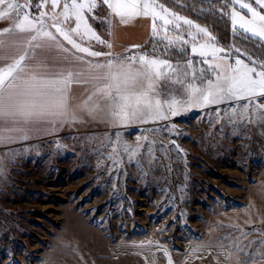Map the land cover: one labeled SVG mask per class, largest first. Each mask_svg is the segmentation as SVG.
Wrapping results in <instances>:
<instances>
[{
    "label": "rangeland",
    "instance_id": "rangeland-1",
    "mask_svg": "<svg viewBox=\"0 0 264 264\" xmlns=\"http://www.w3.org/2000/svg\"><path fill=\"white\" fill-rule=\"evenodd\" d=\"M30 2L31 10L37 8L39 3ZM157 2L196 24L189 14L210 11L221 31L227 23L231 26L227 10L220 11L222 0ZM98 5L99 19L89 14L92 26L105 17V5ZM37 10L36 15L31 11L33 17ZM49 10L50 5L43 9ZM3 21L2 26L7 23ZM156 24L163 36L162 21ZM74 26V20L64 25ZM168 28L171 45L160 36L154 41L179 53L186 49V60L192 59L197 69L207 68L200 56L191 54L189 32L195 30L182 23L178 30ZM241 31L238 28L235 37L248 38ZM177 35L189 43L181 45L174 39ZM197 43H206V38L198 35ZM237 47L243 51L237 43L224 48L233 60L247 57L236 53ZM248 103L232 100L127 127L85 116L83 122L47 138L1 143L0 264H133L113 257L110 247L147 241L167 243L182 264L183 253L192 245H228L233 240L244 249L239 253L243 264H264V194L253 186L264 185V121L252 108L242 115ZM173 124L175 129H170ZM116 132L121 135L119 145ZM123 142L137 149L131 159ZM191 264L217 263L204 258Z\"/></svg>",
    "mask_w": 264,
    "mask_h": 264
},
{
    "label": "snow or ice",
    "instance_id": "snow-or-ice-1",
    "mask_svg": "<svg viewBox=\"0 0 264 264\" xmlns=\"http://www.w3.org/2000/svg\"><path fill=\"white\" fill-rule=\"evenodd\" d=\"M101 2L109 9V18L101 20V24L107 23L109 35L114 27L113 18L124 25L141 16L151 17L154 38L160 36L156 21H162L164 35L160 39L167 45L174 42L167 35L168 25L178 30L182 23L194 29L189 32L191 54L200 56L201 64H206L207 68L197 69L192 59L174 64L167 58L133 51L140 45H132L124 54H114L110 51L113 45L89 23V14L92 19H99L95 15L98 0H40L36 7L41 11L35 17L31 15L30 0H0V21L9 22L8 27L0 29V143L15 140L17 137L12 133L27 140L41 131H57L66 124L83 122L85 116L112 127H127L167 121L193 108L242 99L249 101L243 106L242 115H247L252 108L257 119L264 121V101H253L256 97L264 98V58L254 57L246 49L242 51L237 47L235 52L246 55L248 62L240 55L233 60L224 47L213 43L216 38L207 28L178 15L157 0ZM222 3L224 7L220 11L227 10L233 34L239 28L249 34L248 38L264 42V0H222ZM49 5L50 10L43 11ZM70 20H74L75 26L65 28ZM198 35L206 38V43L198 44ZM85 36L109 51L83 47L74 38L82 40ZM174 39L181 45L189 43L181 35ZM181 53L187 54V50L181 48ZM74 84L91 86L86 90V98L75 104L71 97ZM168 127L175 129L174 124ZM115 137V144H121L119 132ZM123 148L130 159L137 154V149L126 142ZM0 174H3L2 168ZM253 186L260 187L264 194V185ZM261 244L264 245V241ZM133 246H154L163 251L168 264H173L168 249L158 242ZM213 246L220 249L219 254L229 264H243L239 253L244 249L235 240L228 245L223 241L215 245L198 244L191 254ZM261 259L264 260V253Z\"/></svg>",
    "mask_w": 264,
    "mask_h": 264
},
{
    "label": "crops",
    "instance_id": "crops-1",
    "mask_svg": "<svg viewBox=\"0 0 264 264\" xmlns=\"http://www.w3.org/2000/svg\"><path fill=\"white\" fill-rule=\"evenodd\" d=\"M107 8V6L105 5ZM108 12H106L104 20L106 18H109V9L107 8ZM4 21H0V29H3L5 27L9 26V22L7 21L6 25L4 24L2 26ZM113 23L114 27L111 28V35L108 34V26L107 23L102 24V29L101 31H97V33L106 41H109L113 47L110 51H112L114 54H124L125 49L130 48L132 45H140L141 47L138 49H133L135 52H144L148 53V51H145L143 48L145 45L152 40H155L154 37L152 36V20L151 17H138L134 20H131L129 23L121 25L118 21V19L113 18ZM93 28H95L93 26ZM238 29V28H237ZM54 31V30H53ZM243 32V31H241ZM78 40V42L81 43L83 47H90L92 50L95 51H109V49L105 48L103 45L97 44L95 40H90L88 37H83L81 40L80 37H74ZM252 39H256L257 41L261 42L258 38L251 37ZM91 42L92 45H88ZM264 43V42H261ZM66 44V42H65ZM67 47L71 48L70 45H66ZM75 51V50H72ZM76 55H84L83 53H76ZM150 55H153L150 53ZM155 56V55H154ZM159 57V56H156ZM162 58V57H159ZM89 59H92L89 57ZM100 59H104V57H101ZM174 64L175 62L172 61ZM90 85H72L71 87V97H72V102L79 103L83 99L86 98V90L90 89ZM71 124H66L62 127H60L57 131H52V132H44L41 131L39 133H35L30 135V138L27 140L24 139H19V134L18 133H12L11 135L17 137L15 140L12 142H6L2 143L4 145L7 144H13L21 141H32L33 139H43L50 137L51 135H54L55 133L59 134L63 130L67 129L68 126ZM17 141V142H15ZM1 144V143H0ZM11 144V145H12ZM141 243H146V242H128V243H123V244H117V245H112L110 247V252L111 255L115 258H127L129 259L133 264H168V260L165 257L164 253L162 250H158L154 246H149V247H134L133 245H139ZM155 243V242H154ZM159 243V242H158ZM162 245L164 248H167L169 253L172 256L173 264H178L174 251L171 249V247L167 243H159ZM200 244H211L215 245L216 243L214 242H209V243H200ZM198 244L190 246L182 255L183 261H187V264L194 263L198 261L199 259H204V258H211V260L214 263L217 264H229L228 261L224 259L222 255H220V249L218 247H210V248H202L199 251H197L194 255H192V249L197 248ZM118 264H128V263H118Z\"/></svg>",
    "mask_w": 264,
    "mask_h": 264
},
{
    "label": "trees",
    "instance_id": "trees-1",
    "mask_svg": "<svg viewBox=\"0 0 264 264\" xmlns=\"http://www.w3.org/2000/svg\"><path fill=\"white\" fill-rule=\"evenodd\" d=\"M35 5H37L40 0H31ZM100 3L101 0H98ZM100 9H104V6L102 5ZM32 13L36 15L38 13L37 8H33ZM108 12L107 8L104 9V16ZM205 13H202L201 15H193L189 14V16L197 21L202 26L206 27L217 39V44H221L223 47H226L229 43H237L238 46H240L243 50H247L248 53L252 54L254 57H258L259 52L262 51L263 56L258 58H264V44L254 40L252 38H240L235 37V35L232 33V28L230 26V23H227L225 25V28L223 31H221V27L219 26V23L215 21V19H212L210 16V11H204ZM95 29L98 31H101L102 24L101 23H93ZM145 51H148L149 54H153L155 56H159L162 58H167L171 61L177 62V61H185L186 56H183V53H179L176 51L168 50L166 46H161L160 42H155L151 39L145 47L143 48ZM247 61V57H243Z\"/></svg>",
    "mask_w": 264,
    "mask_h": 264
}]
</instances>
